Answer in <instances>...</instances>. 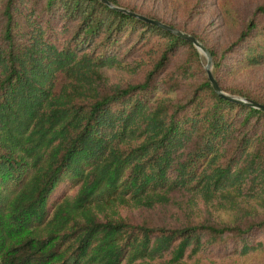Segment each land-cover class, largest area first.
<instances>
[{
	"label": "trees",
	"instance_id": "16d2710c",
	"mask_svg": "<svg viewBox=\"0 0 264 264\" xmlns=\"http://www.w3.org/2000/svg\"><path fill=\"white\" fill-rule=\"evenodd\" d=\"M109 1L0 0V264H193L263 248L264 215L195 214L264 196V110L217 92L191 41L122 8L198 37L222 89L264 103V88L224 79L264 63V1L221 48ZM116 67L144 74L121 81ZM174 202L190 210L177 224L129 219Z\"/></svg>",
	"mask_w": 264,
	"mask_h": 264
},
{
	"label": "rangeland",
	"instance_id": "374dc122",
	"mask_svg": "<svg viewBox=\"0 0 264 264\" xmlns=\"http://www.w3.org/2000/svg\"><path fill=\"white\" fill-rule=\"evenodd\" d=\"M143 11H153L159 16L172 20L178 24H185L188 29H196L205 35L214 47L221 48L223 45L234 41L240 29L241 17H251L253 8L264 0H123ZM264 25V15L259 17ZM143 49V48H142ZM137 48L133 55L141 56L142 50ZM184 51V48L181 49ZM180 50V51H181ZM180 53V52H179ZM201 54L206 58L204 52ZM133 57V56H131ZM109 74L113 79L140 80L144 71L131 73L121 68H110ZM224 79L228 83H244L246 85L264 88V63L259 65H248L244 62L237 63L232 69L227 71ZM158 89L156 93H160ZM76 188L71 191L74 194ZM180 195L179 199L183 200ZM241 208L230 209L225 201H220L210 209H199L195 214L197 219L231 220L237 211H244L246 215L261 217L264 215V196L240 198ZM129 219L139 223L148 220L154 224H177V219L185 220L190 215V210L186 204L185 208H180L177 202L157 209L131 207L128 210ZM211 220V221H212ZM193 264H264V247L245 254L216 255L209 259L201 260Z\"/></svg>",
	"mask_w": 264,
	"mask_h": 264
},
{
	"label": "water",
	"instance_id": "95a60500",
	"mask_svg": "<svg viewBox=\"0 0 264 264\" xmlns=\"http://www.w3.org/2000/svg\"><path fill=\"white\" fill-rule=\"evenodd\" d=\"M104 1L111 4V2L109 0H104ZM122 9H124L128 12L134 13L135 15H138L142 18L150 20L154 23H157L158 25H160L166 29H169L173 33L180 35V36L188 39L189 41H191L201 52L205 53V55L207 57V63L205 65V68L207 70V73H208V76L211 80V83L217 92H219L221 95L226 96L227 98H230L232 100L247 102L253 106H256V107L264 110V103L258 102L256 100H253V99H250V98H247L244 96L229 94L222 89V87L220 86L219 82L217 81V79H216V77L212 71L213 56H212L210 50L208 49V47L202 41H200V39L198 37H196L195 35H193L192 33L188 32V31H185L179 27H176V26H173V25L168 24L166 22H163L159 19L152 18V17H149L147 15L137 13V12L132 11L130 9H126V8H122Z\"/></svg>",
	"mask_w": 264,
	"mask_h": 264
}]
</instances>
